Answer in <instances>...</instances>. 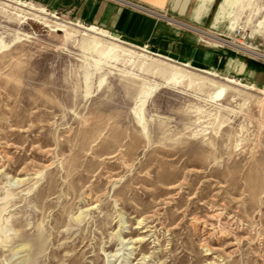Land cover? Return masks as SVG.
Segmentation results:
<instances>
[{"label":"rangeland","instance_id":"374dc122","mask_svg":"<svg viewBox=\"0 0 264 264\" xmlns=\"http://www.w3.org/2000/svg\"><path fill=\"white\" fill-rule=\"evenodd\" d=\"M48 13L0 0V264H264V88Z\"/></svg>","mask_w":264,"mask_h":264},{"label":"crops","instance_id":"0c3cea01","mask_svg":"<svg viewBox=\"0 0 264 264\" xmlns=\"http://www.w3.org/2000/svg\"><path fill=\"white\" fill-rule=\"evenodd\" d=\"M48 11L102 28L120 41L190 67L264 88V61L245 56L198 29L221 34L237 0H29ZM235 17L230 19V25Z\"/></svg>","mask_w":264,"mask_h":264},{"label":"bare ground","instance_id":"6f19581e","mask_svg":"<svg viewBox=\"0 0 264 264\" xmlns=\"http://www.w3.org/2000/svg\"><path fill=\"white\" fill-rule=\"evenodd\" d=\"M7 1H11V2H13V3H15V5H19L20 7L21 6H26L28 9H31V10H36V11H38V12H40V13H42V14H49L48 13V11L44 8V7H42V6H36L35 4H33V3H31V2H26V1H23V0H7ZM20 10H22V9H20ZM51 13V12H50ZM16 15V14H15ZM51 16H53V17H56V16H54V15H51ZM22 18H24V19H30L29 17H27V16H25V15H22ZM34 20V19H33ZM37 22H39V21H37ZM43 22V21H42ZM76 23V22H75ZM33 24V23H32ZM77 25L78 26H81V27H83L86 31H90V32H92V33H94V34H96V35H98L99 37H106V38H108V39H116V37L115 36H113L112 34H110L109 32H107V31H105V30H102V28L100 29V28H97V27H95V26H92V25H86V26H84V25H82V24H78L77 23ZM36 27V26H35ZM231 29H233L234 27H235V24L233 23V24H231L230 26H229ZM243 26H241V25H238V28H242ZM56 28V27H55ZM198 32H200L201 34H203V35H205V36H207V37H210V38H213V39H215V40H217L218 42H220V43H225V44H229V45H233V46H235V47H237V48H240L241 50H244V51H246V52H248V53H251V54H253V55H255V56H259V57H261V58H264V52H261L259 49H257V47H255V46H253V45H251V44H247V43H245L244 41H237L235 38H229V37H226V38H220V37H218V36H215L214 34H212V33H210L209 31H204V30H201V29H198L197 30ZM98 36H97V38H98ZM96 38V37H95ZM91 39V40H89V44H90V47H91V49H94L97 45H98V43H99V41L97 40V39ZM229 38V39H228ZM110 51H114V55L116 56V49H114V47H108V53L110 52ZM180 64H182V65H184V66H189L188 64H186V63H180ZM206 72H208V73H210V74H213V75H216V73H214V72H209V71H206ZM169 79H172V80H175L176 82H180V81H182L184 78H185V74H183V73H178V72H173L172 74H170L169 75V77H168ZM224 79L226 80V81H228V82H231V83H234V84H238V85H240V86H243V87H246V88H250V89H252L253 88V85H251V84H248V83H246V82H241V81H239V80H235L234 78H231V77H224ZM260 91H262L263 92V90L262 89H259ZM223 94V88L222 87H220V88H218V90L216 91V95L217 96H220V95H222ZM256 98V97H255ZM8 196V195H7ZM32 240L33 241H35L36 240V238L35 237H32ZM208 249H211V248H209L208 247Z\"/></svg>","mask_w":264,"mask_h":264},{"label":"built area","instance_id":"2783aa9c","mask_svg":"<svg viewBox=\"0 0 264 264\" xmlns=\"http://www.w3.org/2000/svg\"><path fill=\"white\" fill-rule=\"evenodd\" d=\"M240 28H237V30H235V33H234V35H237V34H239V32H240V30H239ZM215 36H218V37H220V38H224L223 37V34H214ZM203 38V40H205L206 42H208V43H212V44H214V45H216V46H222L224 43H220V42H209V41H207V38H204V37H202ZM230 38V37H229ZM228 38V39H229ZM237 41H241V40H239L238 38H235ZM230 46H233V45H230ZM234 48H237V47H235V46H233ZM231 49H233V48H231ZM234 50V49H233ZM251 57H253V58H256V59H259V60H262V61H264V58H261V57H259V56H255V55H253L252 54V56Z\"/></svg>","mask_w":264,"mask_h":264},{"label":"water","instance_id":"95a60500","mask_svg":"<svg viewBox=\"0 0 264 264\" xmlns=\"http://www.w3.org/2000/svg\"><path fill=\"white\" fill-rule=\"evenodd\" d=\"M153 54V53H152ZM154 55H156V54H154Z\"/></svg>","mask_w":264,"mask_h":264}]
</instances>
